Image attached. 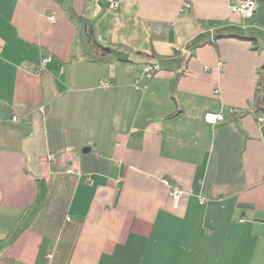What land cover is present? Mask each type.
<instances>
[{
  "label": "crops",
  "instance_id": "0c3cea01",
  "mask_svg": "<svg viewBox=\"0 0 264 264\" xmlns=\"http://www.w3.org/2000/svg\"><path fill=\"white\" fill-rule=\"evenodd\" d=\"M263 65L264 0H0V264H264Z\"/></svg>",
  "mask_w": 264,
  "mask_h": 264
},
{
  "label": "built area",
  "instance_id": "2783aa9c",
  "mask_svg": "<svg viewBox=\"0 0 264 264\" xmlns=\"http://www.w3.org/2000/svg\"><path fill=\"white\" fill-rule=\"evenodd\" d=\"M255 2L256 0H231L233 10L238 12L244 17H249L253 15L254 10H255ZM117 6H118V3L115 2L111 5V9L115 10L117 9ZM51 21L55 22V18L52 17ZM47 61H48L47 58L43 59L42 65H45ZM159 70H160L159 65H150L145 68L146 73H149V74H154ZM102 87L104 89H108L112 87V82L109 80H104L102 82ZM204 118H205V121L209 124H216L219 121L225 120V116L223 114L213 113V112L207 113ZM18 120H19L18 118H14L15 122H17ZM184 193H185V190H183L182 188H175L173 190L172 194H173L174 204L176 206L178 205ZM68 220H70V218H68Z\"/></svg>",
  "mask_w": 264,
  "mask_h": 264
},
{
  "label": "trees",
  "instance_id": "16d2710c",
  "mask_svg": "<svg viewBox=\"0 0 264 264\" xmlns=\"http://www.w3.org/2000/svg\"><path fill=\"white\" fill-rule=\"evenodd\" d=\"M231 36H235V35H230V34L229 35H225V34L212 35V37L209 39V41L212 42V43H214L219 38L231 37ZM89 40H90V43H91L92 47L95 50L100 51L102 53H109V52H111V49L109 47H105L104 45H102L101 43H99L94 38L91 29L89 30ZM153 65H155V64H153ZM147 66H150V64L147 65ZM254 106H255V110L254 111L256 113L264 114V65H263L262 71L260 73L259 83H258V87H257L256 93H255Z\"/></svg>",
  "mask_w": 264,
  "mask_h": 264
}]
</instances>
